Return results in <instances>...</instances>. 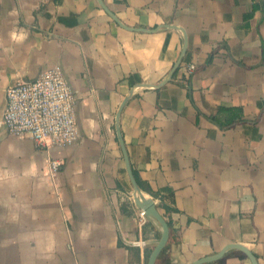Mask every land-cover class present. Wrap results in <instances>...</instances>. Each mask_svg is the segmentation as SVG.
Wrapping results in <instances>:
<instances>
[{
  "label": "crops",
  "instance_id": "obj_1",
  "mask_svg": "<svg viewBox=\"0 0 264 264\" xmlns=\"http://www.w3.org/2000/svg\"><path fill=\"white\" fill-rule=\"evenodd\" d=\"M0 0V118L6 89L59 66L79 139L41 147L0 128V264H148L160 228L133 198L131 167L176 235L156 264L229 244L264 264L262 0ZM187 52L179 60L185 35ZM194 73L185 77V65ZM148 85V86H145ZM240 109L232 127L214 121ZM227 113L219 116L231 120ZM49 160L62 165L53 179ZM152 192L158 197L152 196ZM164 217V216H163ZM208 264H251L230 250Z\"/></svg>",
  "mask_w": 264,
  "mask_h": 264
},
{
  "label": "built area",
  "instance_id": "obj_2",
  "mask_svg": "<svg viewBox=\"0 0 264 264\" xmlns=\"http://www.w3.org/2000/svg\"><path fill=\"white\" fill-rule=\"evenodd\" d=\"M264 9V0H262ZM196 65L183 68L191 76ZM76 97L61 67L43 71L34 80H21L6 89V107L0 118V128L16 138L32 139L41 147H66L75 143L79 130L75 114ZM49 170L56 179L62 163L49 160ZM145 212H140L144 218Z\"/></svg>",
  "mask_w": 264,
  "mask_h": 264
},
{
  "label": "water",
  "instance_id": "obj_3",
  "mask_svg": "<svg viewBox=\"0 0 264 264\" xmlns=\"http://www.w3.org/2000/svg\"><path fill=\"white\" fill-rule=\"evenodd\" d=\"M99 3V5L102 7V9H104V11L120 26H122L124 29H128V30H132V31H137V30H141V31H147L144 29H135V28H129L124 26L119 19L106 7V5L103 3L102 0H97ZM160 29H179L181 30L183 33V29L173 26V25H164L162 27H159ZM156 30H152V31H147V32H155ZM185 35V45L183 48V51L179 58V60L177 61V63L174 65V67L172 68V70L170 71L167 79L162 83V85H165L167 82L170 81V79L173 78L174 74L176 73V71L179 69V67L181 66V63L186 55L187 52V37L186 34ZM148 86V85H145ZM128 101V98H126L121 106H119V111L117 113L116 116V133H117V137H118V141L120 143L123 155H124V161H125V166H126V171L128 174V177L130 179V182L133 188V198H134V203L136 205V207L140 210L145 212V215L148 219H150L151 221H153L159 228H160V238L157 241L155 248L153 249L149 260H148V264H156L155 262L157 261L159 255L162 253V251L166 248V246L168 245L169 242V237H170V227L168 225V222L166 221V219L163 217V215L161 214L160 210L157 207V204L155 203V200L152 197H146L144 195V193L142 192L141 188L139 187L138 182L136 180V177L134 175L133 169L131 167V163H130V159L124 144V140L122 137V134L120 133V128H119V120H120V115L121 112L123 110V106L126 105ZM230 250H237L242 252L244 255H246V257L249 259V261L251 262V264H259V262L257 261V258L255 257V255L250 251L249 248L245 247L244 245L241 244H229L226 247H224L219 253H217L216 255H212L209 257H204L199 259L198 261H194L191 264H208V263H213L215 261H219L222 258H224V256L226 255V253Z\"/></svg>",
  "mask_w": 264,
  "mask_h": 264
},
{
  "label": "trees",
  "instance_id": "obj_4",
  "mask_svg": "<svg viewBox=\"0 0 264 264\" xmlns=\"http://www.w3.org/2000/svg\"><path fill=\"white\" fill-rule=\"evenodd\" d=\"M223 112L228 114L227 116L231 118L230 121H228V122H223V120L219 118L218 115H220V114L223 113ZM218 115L215 116V117L213 118L214 121H215L216 123H218V124L220 125V127H222V128H226V127H227V128H228V127H232V126H234V125L236 124V121H237V120L239 119V117L241 116V110H240V109H229V110H225V109H221V108H220V110H219V112H218ZM134 175H135L136 180H137V182H138L137 185H139V187H140L141 189L145 188V186L143 185V183L141 182V180L139 179L138 175H137L135 172H134ZM152 196L155 197V198L158 197V195L155 194V193H153V192H152ZM159 208L165 210V213L163 214V216H164V218L166 219V221L168 222V225H169V227H170V237H169V242H171V241L174 240V237H175L174 235H176V233L174 232L173 227H172L171 219H169V217H168L169 212H170V211L172 212V210H171L169 207H167L165 204H159ZM160 255H162V254H160ZM160 255H159V257H160ZM159 257H158V259H159ZM158 259H157V260H158ZM156 262H157V261H156ZM156 262H155V263H156Z\"/></svg>",
  "mask_w": 264,
  "mask_h": 264
},
{
  "label": "rangeland",
  "instance_id": "obj_5",
  "mask_svg": "<svg viewBox=\"0 0 264 264\" xmlns=\"http://www.w3.org/2000/svg\"><path fill=\"white\" fill-rule=\"evenodd\" d=\"M141 212V211H140ZM145 218H146V216H145Z\"/></svg>",
  "mask_w": 264,
  "mask_h": 264
}]
</instances>
